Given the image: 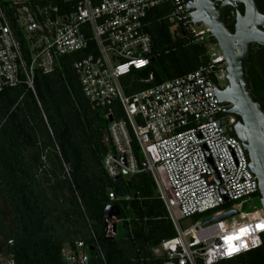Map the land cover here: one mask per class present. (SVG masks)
<instances>
[{
  "label": "built area",
  "instance_id": "2783aa9c",
  "mask_svg": "<svg viewBox=\"0 0 264 264\" xmlns=\"http://www.w3.org/2000/svg\"><path fill=\"white\" fill-rule=\"evenodd\" d=\"M164 3L171 6L166 22L204 45L208 60L193 72L126 95L122 81L150 63L147 12ZM211 38L206 26L192 23L185 0H0V92L20 84L33 92L35 73L50 74L61 57L87 51L72 68L91 108L112 118L102 168L110 179L123 172L151 178L175 232L151 249L161 264H213L258 247L264 235L262 209L240 211L259 198L257 180L231 135L236 117L222 113L230 105L220 104L213 86L225 87L226 63ZM151 80L149 75L143 82ZM116 110L120 117H114ZM107 195L114 206L129 199ZM213 210L218 211L208 219L236 213L205 226V220L181 226ZM104 223V235L113 236L117 218ZM86 232L89 242L76 240L61 249V264H106L87 220ZM12 244L0 235V264H15Z\"/></svg>",
  "mask_w": 264,
  "mask_h": 264
},
{
  "label": "trees",
  "instance_id": "16d2710c",
  "mask_svg": "<svg viewBox=\"0 0 264 264\" xmlns=\"http://www.w3.org/2000/svg\"><path fill=\"white\" fill-rule=\"evenodd\" d=\"M170 10L164 3L147 12L144 31L152 42L150 63L122 81L126 95L207 62L204 45L191 42L183 29L166 22ZM221 20L230 26L228 11ZM87 54L63 56L52 73H35L33 92L24 84L0 92V235L12 239L9 251L15 264H61L64 244L89 242L87 220L106 264H161L151 249L175 236L173 226L146 173L127 180L105 174V111L91 108L72 68ZM149 75L152 80L143 82ZM120 116L116 110L114 117ZM110 192L129 197L113 203L125 239L115 237L116 225L113 236L103 232L102 214L111 203ZM213 264H264V235L258 247Z\"/></svg>",
  "mask_w": 264,
  "mask_h": 264
},
{
  "label": "water",
  "instance_id": "95a60500",
  "mask_svg": "<svg viewBox=\"0 0 264 264\" xmlns=\"http://www.w3.org/2000/svg\"><path fill=\"white\" fill-rule=\"evenodd\" d=\"M187 10L190 12L192 23L195 26L204 25L209 29L210 35L218 45L226 63V85L219 90L215 83L217 98L221 105H230L222 111L223 114L233 115L238 118L230 129L240 142L247 155L249 170L256 177L259 202L264 212V113L259 103L250 96L246 80V55L251 42L260 43L254 20L258 14L253 0H185ZM245 7L244 16L241 14L240 5ZM232 6L236 13L235 32L231 34L221 20L222 7ZM111 122L112 118L107 117ZM123 160V158H122ZM129 179L128 173L115 177ZM236 212L230 211L218 217L210 218L202 226L219 222L232 217ZM119 216V209L114 205H107L103 209V220H110ZM106 223L103 231L106 232ZM115 232V226L112 228ZM92 250V246L89 247ZM201 262L200 259L197 260Z\"/></svg>",
  "mask_w": 264,
  "mask_h": 264
},
{
  "label": "flooded vegetation",
  "instance_id": "af4514ba",
  "mask_svg": "<svg viewBox=\"0 0 264 264\" xmlns=\"http://www.w3.org/2000/svg\"><path fill=\"white\" fill-rule=\"evenodd\" d=\"M258 14V19L254 20L255 28L260 35V43L251 42L247 51L246 80L250 95L254 101L259 103L264 113V0H253ZM241 14L244 16L245 7L240 5ZM229 12L231 24L227 28L231 34L235 32L236 13L232 6L222 7L220 16L225 12Z\"/></svg>",
  "mask_w": 264,
  "mask_h": 264
},
{
  "label": "rangeland",
  "instance_id": "374dc122",
  "mask_svg": "<svg viewBox=\"0 0 264 264\" xmlns=\"http://www.w3.org/2000/svg\"><path fill=\"white\" fill-rule=\"evenodd\" d=\"M4 1H12V0H4ZM260 208H261V206H260L259 198L256 197L252 201H250L248 204H245L244 207L241 208L240 211L246 213V212H251V211H254V210H258ZM209 217H210V214L209 215L200 216L197 221H199L201 223L204 220L208 219ZM192 222H193V219H191V220H183L181 222V226H183V227L189 226L190 224H192ZM125 236H126V233H125V230L123 229V227L119 224V222L116 223L115 237L117 239H125L126 238ZM62 248L66 249L67 248V243L64 244L62 246Z\"/></svg>",
  "mask_w": 264,
  "mask_h": 264
}]
</instances>
